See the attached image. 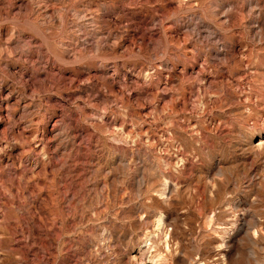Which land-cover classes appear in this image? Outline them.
<instances>
[{"label":"rangeland","instance_id":"1","mask_svg":"<svg viewBox=\"0 0 264 264\" xmlns=\"http://www.w3.org/2000/svg\"><path fill=\"white\" fill-rule=\"evenodd\" d=\"M0 264H264V0H0Z\"/></svg>","mask_w":264,"mask_h":264}]
</instances>
